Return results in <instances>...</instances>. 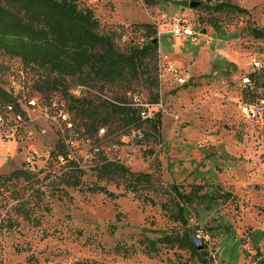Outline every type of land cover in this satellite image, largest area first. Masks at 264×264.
<instances>
[{"label": "rangeland", "instance_id": "obj_1", "mask_svg": "<svg viewBox=\"0 0 264 264\" xmlns=\"http://www.w3.org/2000/svg\"><path fill=\"white\" fill-rule=\"evenodd\" d=\"M77 1L105 30L157 31L179 15L200 34L180 49L160 40L157 101L142 84L40 89L45 74L0 47V86L22 110L0 112V264H264V125L240 111L243 78L264 66V0ZM78 88V100L122 95L147 116L89 130ZM105 162L126 172L101 178Z\"/></svg>", "mask_w": 264, "mask_h": 264}, {"label": "trees", "instance_id": "obj_2", "mask_svg": "<svg viewBox=\"0 0 264 264\" xmlns=\"http://www.w3.org/2000/svg\"><path fill=\"white\" fill-rule=\"evenodd\" d=\"M118 29L102 28L94 12L80 7L77 0H0V47L20 58L25 66L45 74L42 82L37 81L40 89L47 87L67 93L68 79L81 85L110 86L124 92L142 84L155 93L152 97L157 101L159 40L156 28L140 24L131 26L130 31V28ZM139 30L147 32L143 43L136 42L134 37ZM128 34L131 36L123 43ZM258 38L264 39V32H260ZM123 97L118 95L114 100L95 104L93 100H78L74 96L73 109L90 121L85 124L89 130L98 131L116 119L127 126L140 125L143 122L141 109ZM6 110L18 117L22 115L18 99L0 86V112ZM154 128L157 129L155 124ZM55 156L67 157L63 146ZM96 171L105 178L124 173L126 169L118 163L105 162L98 165ZM180 244L192 251L196 249L189 236L182 238Z\"/></svg>", "mask_w": 264, "mask_h": 264}, {"label": "built area", "instance_id": "obj_3", "mask_svg": "<svg viewBox=\"0 0 264 264\" xmlns=\"http://www.w3.org/2000/svg\"><path fill=\"white\" fill-rule=\"evenodd\" d=\"M199 34L196 24H192V21L185 16H164L157 27V39L159 42L165 38H172L176 40L189 39L195 44ZM127 41L128 37L122 40L123 43ZM252 66L254 72L242 80V87L248 96L247 101L240 104V111L249 121L264 122V82H261L258 76V73L264 70V66L257 61H254ZM177 76L179 77L178 82L180 85H184L187 80L182 76ZM81 93L82 88H78L74 95L80 97ZM141 115L142 117L147 116L144 111L141 112ZM68 127L71 128L72 125L68 124Z\"/></svg>", "mask_w": 264, "mask_h": 264}, {"label": "water", "instance_id": "obj_4", "mask_svg": "<svg viewBox=\"0 0 264 264\" xmlns=\"http://www.w3.org/2000/svg\"><path fill=\"white\" fill-rule=\"evenodd\" d=\"M199 5V3H196V2H191L190 3V7L191 8H195ZM192 241H193V244L195 246V248L198 250V251H202L204 245L203 243L196 237V236H193L192 237Z\"/></svg>", "mask_w": 264, "mask_h": 264}, {"label": "crops", "instance_id": "obj_5", "mask_svg": "<svg viewBox=\"0 0 264 264\" xmlns=\"http://www.w3.org/2000/svg\"><path fill=\"white\" fill-rule=\"evenodd\" d=\"M168 39H170V38H168ZM181 41H182V43H185V42H189V43H192V41L191 40H189V39H180ZM180 40H176V39H173V41H175V46H176V48H181V46H183V44H179V41ZM194 44V43H193ZM260 123H262L263 125H264V122H260Z\"/></svg>", "mask_w": 264, "mask_h": 264}]
</instances>
